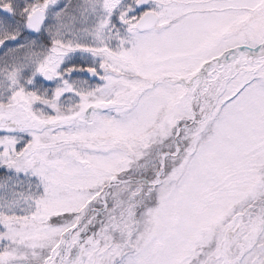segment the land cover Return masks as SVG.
<instances>
[{
    "label": "snow or ice",
    "instance_id": "6c2138e0",
    "mask_svg": "<svg viewBox=\"0 0 264 264\" xmlns=\"http://www.w3.org/2000/svg\"><path fill=\"white\" fill-rule=\"evenodd\" d=\"M0 264H264V0H0Z\"/></svg>",
    "mask_w": 264,
    "mask_h": 264
}]
</instances>
